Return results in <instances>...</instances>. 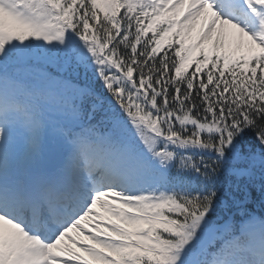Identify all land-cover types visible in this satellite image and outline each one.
<instances>
[{
    "label": "snow or ice",
    "instance_id": "obj_1",
    "mask_svg": "<svg viewBox=\"0 0 264 264\" xmlns=\"http://www.w3.org/2000/svg\"><path fill=\"white\" fill-rule=\"evenodd\" d=\"M0 264H264V0H0Z\"/></svg>",
    "mask_w": 264,
    "mask_h": 264
},
{
    "label": "trees",
    "instance_id": "obj_2",
    "mask_svg": "<svg viewBox=\"0 0 264 264\" xmlns=\"http://www.w3.org/2000/svg\"><path fill=\"white\" fill-rule=\"evenodd\" d=\"M190 71H191V69H190ZM98 86V85H97ZM257 214H261V213H259V211H258V213Z\"/></svg>",
    "mask_w": 264,
    "mask_h": 264
}]
</instances>
